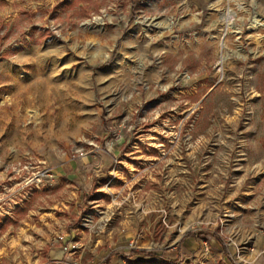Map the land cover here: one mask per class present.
<instances>
[{
	"label": "rangeland",
	"instance_id": "374dc122",
	"mask_svg": "<svg viewBox=\"0 0 264 264\" xmlns=\"http://www.w3.org/2000/svg\"><path fill=\"white\" fill-rule=\"evenodd\" d=\"M253 17L264 0H0V264H264Z\"/></svg>",
	"mask_w": 264,
	"mask_h": 264
},
{
	"label": "bare ground",
	"instance_id": "6f19581e",
	"mask_svg": "<svg viewBox=\"0 0 264 264\" xmlns=\"http://www.w3.org/2000/svg\"><path fill=\"white\" fill-rule=\"evenodd\" d=\"M228 16H229V15H228ZM230 16H232V15H230ZM223 18H224V22H225L226 26L232 28V27H233V26H232V23L228 21V19H227V15H225ZM228 18H229V17H228ZM229 20H230V19H229ZM251 25H253V26H255V27L257 26V27H259V28H260V27L262 28V27H264V20H261V19H259V18H257V17H253V20H252ZM106 56H107V55H106ZM106 56H105V57H106ZM33 114H34V113H33ZM34 116H35V115H33V117H34ZM33 117H32V118H33Z\"/></svg>",
	"mask_w": 264,
	"mask_h": 264
}]
</instances>
